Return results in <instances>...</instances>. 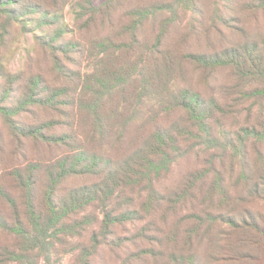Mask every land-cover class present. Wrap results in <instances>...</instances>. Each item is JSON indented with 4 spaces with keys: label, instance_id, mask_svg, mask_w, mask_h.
Masks as SVG:
<instances>
[{
    "label": "trees",
    "instance_id": "1",
    "mask_svg": "<svg viewBox=\"0 0 264 264\" xmlns=\"http://www.w3.org/2000/svg\"><path fill=\"white\" fill-rule=\"evenodd\" d=\"M37 262L264 264V0H0V264Z\"/></svg>",
    "mask_w": 264,
    "mask_h": 264
},
{
    "label": "rangeland",
    "instance_id": "2",
    "mask_svg": "<svg viewBox=\"0 0 264 264\" xmlns=\"http://www.w3.org/2000/svg\"><path fill=\"white\" fill-rule=\"evenodd\" d=\"M102 1V0H99ZM65 20L68 24L72 23V16L69 14L68 9L64 11ZM32 52V41L29 34L15 37L11 50L4 58V62L9 71L15 72L22 68L24 62V55ZM42 264V262H37Z\"/></svg>",
    "mask_w": 264,
    "mask_h": 264
}]
</instances>
